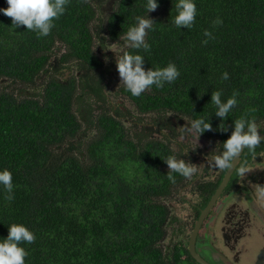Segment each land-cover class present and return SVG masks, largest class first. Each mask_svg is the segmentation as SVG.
<instances>
[{"label":"trees","instance_id":"obj_1","mask_svg":"<svg viewBox=\"0 0 264 264\" xmlns=\"http://www.w3.org/2000/svg\"><path fill=\"white\" fill-rule=\"evenodd\" d=\"M104 2L69 0L43 37L23 25L14 27L0 13V82H7L0 89V169L11 172L13 183L11 200L0 186V239L13 222L31 230L35 240L22 244L25 264H193L178 253L163 255L158 246L164 209L156 200L173 184L163 165L166 147L159 142L138 146L109 115L92 139L78 137L73 101L80 95L72 82L56 76L78 60L92 71L81 92L101 97L103 66L91 47V29L106 30L115 39L145 11V0H115L102 19ZM194 2L191 28L172 23L176 0H158L147 13L154 24L145 38L150 50L140 53L142 67L147 71L172 62L179 76L130 96L141 111L164 109L191 119L208 114L206 131L224 141L240 115L264 118V0ZM124 51L133 50L126 46ZM17 84L36 91L16 96L8 89ZM214 91L221 92L222 101L233 94L237 99L223 120L211 105ZM84 145L88 159L79 154Z\"/></svg>","mask_w":264,"mask_h":264},{"label":"flooded vegetation","instance_id":"obj_2","mask_svg":"<svg viewBox=\"0 0 264 264\" xmlns=\"http://www.w3.org/2000/svg\"><path fill=\"white\" fill-rule=\"evenodd\" d=\"M114 3L106 0L100 4L102 19ZM91 30V47L103 66L101 97L81 92L88 88L90 79L86 76L92 71L81 68L78 60L62 66L56 74L60 81L72 82L80 95L73 101V112L80 123L78 137L92 139L101 119L109 115L122 126L125 137L138 146L159 142L168 151L165 156L175 155L197 169L191 177L178 175V181L157 197L164 209L158 245L163 255L178 253L193 264H202L192 256V249L206 264H264V197L259 195L264 188V143L252 153L245 149L232 169L214 167L221 137L206 130L197 135L190 132L192 119L181 113L141 111L116 68V60L127 46L124 34L112 39L106 30ZM255 122L260 127L258 134L264 135V118ZM84 148L79 152L88 159ZM163 165L169 170L165 160ZM241 165L250 169L244 177L238 174Z\"/></svg>","mask_w":264,"mask_h":264},{"label":"clouds","instance_id":"obj_3","mask_svg":"<svg viewBox=\"0 0 264 264\" xmlns=\"http://www.w3.org/2000/svg\"><path fill=\"white\" fill-rule=\"evenodd\" d=\"M7 7L0 8V13L8 16L12 20L14 27L23 25L25 29L36 33L38 36H47L54 26V19L64 14L69 0H5ZM103 4V3H102ZM158 7V0H145L143 4L144 14L136 15L134 22L124 33L125 42L128 49L124 51L116 60V68L123 82L125 90L133 97H140L141 94L151 88L163 87L166 83L174 82L179 76V71L174 63L169 62L166 66H157L145 70L143 65V55L141 52L150 50L149 43L146 42L148 32L153 30L154 21L147 13L154 11ZM175 15L172 23L180 28H191L197 8L194 0H176L174 5ZM219 23V21H217ZM206 37H211V33L205 31ZM227 79V73L223 74ZM237 99L235 94L221 100V92L214 91L211 94V105L214 106L215 115L223 120L233 111ZM223 127V126H221ZM210 128L208 114L196 116L190 124V132L196 135ZM255 119L249 115L242 114L233 121L230 135L222 142L221 150L214 156L213 165L221 170L232 169L240 154L247 149L252 153L264 143V137L258 134ZM169 169L167 179L171 183L176 182V175L191 177L197 169L183 159L175 155H168L164 158ZM250 169L247 165H241L238 169L240 177ZM0 186L9 193L6 199L11 200L13 189L12 175L8 169H0ZM259 195L264 197V188L259 190ZM35 240L34 233L22 223H10L8 225L7 236L0 239V264H25V257L28 255L22 244H31Z\"/></svg>","mask_w":264,"mask_h":264},{"label":"rangeland","instance_id":"obj_4","mask_svg":"<svg viewBox=\"0 0 264 264\" xmlns=\"http://www.w3.org/2000/svg\"><path fill=\"white\" fill-rule=\"evenodd\" d=\"M39 82H40V80L39 79H37V83L33 86V87H37L38 86V84H39ZM7 82H5V81H3V82H0V89H2L1 87L3 86V85H5ZM19 85L20 84H17L15 87L14 86H12L11 88H9L8 90H10V91H12V92H15L14 94L16 95V93H18V92H20V93H23V94H26V95H31L32 93H34L35 91L33 90L34 88H30V89H28V88H21V87H19ZM14 89H15V91H14ZM17 96V95H16ZM76 108V107H75ZM191 119V118H190ZM66 146H67V143H65V144H63V146L61 147V149L62 150H64L65 148H66ZM75 151V153H76V155H78V151L77 150H74ZM81 152L82 151H80L79 152V154H80V156H81ZM86 157H84V159H85ZM167 241V238H166V240H165V242Z\"/></svg>","mask_w":264,"mask_h":264},{"label":"water","instance_id":"obj_5","mask_svg":"<svg viewBox=\"0 0 264 264\" xmlns=\"http://www.w3.org/2000/svg\"><path fill=\"white\" fill-rule=\"evenodd\" d=\"M262 137H264V135H260ZM190 252L192 254V256L196 259V261L202 263V264H206L200 257L199 255H197L192 249H190Z\"/></svg>","mask_w":264,"mask_h":264}]
</instances>
